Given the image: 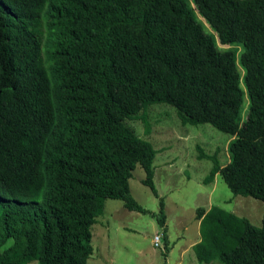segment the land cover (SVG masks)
Listing matches in <instances>:
<instances>
[{"label":"trees","instance_id":"16d2710c","mask_svg":"<svg viewBox=\"0 0 264 264\" xmlns=\"http://www.w3.org/2000/svg\"><path fill=\"white\" fill-rule=\"evenodd\" d=\"M151 104L231 133L226 166L200 148L205 183L264 204V0H0V264H88L106 199L147 212L137 165L165 226L156 150L124 122L143 112L149 130ZM197 219L201 264H264V214Z\"/></svg>","mask_w":264,"mask_h":264},{"label":"rangeland","instance_id":"374dc122","mask_svg":"<svg viewBox=\"0 0 264 264\" xmlns=\"http://www.w3.org/2000/svg\"><path fill=\"white\" fill-rule=\"evenodd\" d=\"M208 28L214 32L209 25ZM233 49L241 53L243 47L237 45ZM47 52L45 36V61ZM246 104L243 117L248 110V100ZM142 114L131 115L124 122L156 150L153 183L164 199L168 221L161 227L152 216L159 212V200L143 185L145 173L137 165L130 180L131 192L147 212L129 211L124 201L106 199L104 213L92 227L94 255L88 264H201L194 249L203 239L201 221L197 219L201 208L211 210L218 206L249 219L255 226H262V201L236 196L221 175H217L212 184L205 183L214 164L210 158H201L200 148L209 156L216 154L221 165L226 166L232 160L231 133L212 123L186 125L177 108L166 104L147 106L144 114L149 130H146Z\"/></svg>","mask_w":264,"mask_h":264},{"label":"built area","instance_id":"2783aa9c","mask_svg":"<svg viewBox=\"0 0 264 264\" xmlns=\"http://www.w3.org/2000/svg\"><path fill=\"white\" fill-rule=\"evenodd\" d=\"M155 240L158 241V238L156 237ZM156 241H155V246L157 247V243H156Z\"/></svg>","mask_w":264,"mask_h":264}]
</instances>
